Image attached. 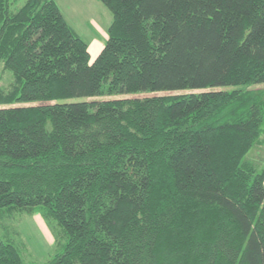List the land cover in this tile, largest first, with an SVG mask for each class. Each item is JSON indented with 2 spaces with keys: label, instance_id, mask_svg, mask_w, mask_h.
Instances as JSON below:
<instances>
[{
  "label": "trees",
  "instance_id": "16d2710c",
  "mask_svg": "<svg viewBox=\"0 0 264 264\" xmlns=\"http://www.w3.org/2000/svg\"><path fill=\"white\" fill-rule=\"evenodd\" d=\"M12 1L0 216L55 219L67 239L49 264H264V166L246 157L264 132L249 87L264 83V0H102L93 60L56 0ZM23 262L0 237V264Z\"/></svg>",
  "mask_w": 264,
  "mask_h": 264
},
{
  "label": "rangeland",
  "instance_id": "374dc122",
  "mask_svg": "<svg viewBox=\"0 0 264 264\" xmlns=\"http://www.w3.org/2000/svg\"><path fill=\"white\" fill-rule=\"evenodd\" d=\"M69 24L89 44L93 60L108 37V28L113 20L111 9L102 0H56ZM25 0H13L12 9L20 7ZM13 80V73L0 64V87H8ZM264 88V83L249 86ZM164 93V92H162ZM148 93L127 94L145 95ZM104 95L91 98H108ZM80 99L71 97L67 100ZM246 157L253 160L260 169L264 166V132L261 141L253 145ZM0 237L10 238L19 245L23 264H49L51 258L63 250L67 236L55 219H48L42 207L32 213L13 211L0 216ZM81 264V263H77Z\"/></svg>",
  "mask_w": 264,
  "mask_h": 264
}]
</instances>
